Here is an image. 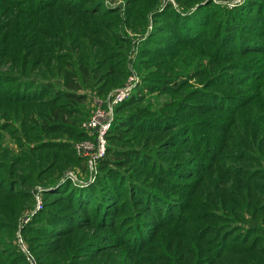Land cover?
I'll return each mask as SVG.
<instances>
[{
    "label": "trees",
    "instance_id": "obj_1",
    "mask_svg": "<svg viewBox=\"0 0 264 264\" xmlns=\"http://www.w3.org/2000/svg\"><path fill=\"white\" fill-rule=\"evenodd\" d=\"M223 1L0 0V264L26 215L38 264H264V0ZM134 71L95 181L60 175Z\"/></svg>",
    "mask_w": 264,
    "mask_h": 264
},
{
    "label": "built area",
    "instance_id": "obj_2",
    "mask_svg": "<svg viewBox=\"0 0 264 264\" xmlns=\"http://www.w3.org/2000/svg\"><path fill=\"white\" fill-rule=\"evenodd\" d=\"M138 81V75H132L123 86L115 89L106 99L96 100L90 117L83 122V128L87 132L88 137L79 142L77 149L79 154L89 162L91 176H88V179L82 183L87 185L95 181L98 173V162L107 152V136L115 120L116 107L132 95ZM66 175L74 183L81 182V176L76 173ZM36 202L37 207H35L34 212L38 211L43 204L40 193L36 195ZM25 217L30 219L31 215H26ZM19 238L22 240L21 234H19ZM21 249L26 253L25 255L30 264H38L36 257L30 253L26 245Z\"/></svg>",
    "mask_w": 264,
    "mask_h": 264
},
{
    "label": "rangeland",
    "instance_id": "obj_3",
    "mask_svg": "<svg viewBox=\"0 0 264 264\" xmlns=\"http://www.w3.org/2000/svg\"><path fill=\"white\" fill-rule=\"evenodd\" d=\"M229 0H225L223 1L222 3L225 4L227 3ZM237 1H240V0H237ZM105 5L107 4L108 6H110L111 4L114 5H122L121 9H120V12L122 13L121 15L123 16L125 13H124V9H123V6L125 5V0H105ZM233 4V3H232ZM149 21H148V25H147V28H145V30H134L132 29L130 26H127L126 27V33H127V36L130 37V38H133L134 40H139L141 38V36H143L142 34H144L145 32L149 31L150 28H153L154 26V19L152 16H149ZM137 74L136 71H134L132 74L129 73L126 80L124 81L123 84H125L128 79L130 78V76L132 75H135ZM93 99H91V102L96 101L98 99H100L101 97L99 96H93L92 97ZM91 106H92V103H91ZM83 128V127H82ZM85 130V129H84ZM83 139L81 140H78V141H73L71 140L70 143L76 153V156L79 157L81 159V161L78 163V164H74V165H67L63 170L62 172L60 173V175H64V174H71V173H76L80 176H91L90 174V165H89V162L84 158L82 157L79 152H78V149H77V145L79 144L80 141H82ZM11 144L13 145V142H11ZM39 192L36 193V195L38 194ZM41 198H42V207L38 210L39 212L41 210H43L44 208V204H45V198L43 196V194H41ZM37 202H35V207L36 206ZM24 216V215H23ZM26 222L24 223L23 222ZM33 220V218L31 219H28L27 217H21L19 216L18 219H17V222H16V225H15V235H14V245L17 247H21L23 248V246H27L28 250L30 251V253H32L34 255V252L33 250L31 249L26 237H25V234H24V231L21 230V226L23 225H26V224H30V222ZM19 234L22 235V240H20L19 238ZM23 241V242H22ZM24 253V252H23ZM26 254V253H24ZM35 256V255H34ZM25 259H26V262L27 264H30V262L28 261L27 259V256L25 255Z\"/></svg>",
    "mask_w": 264,
    "mask_h": 264
}]
</instances>
